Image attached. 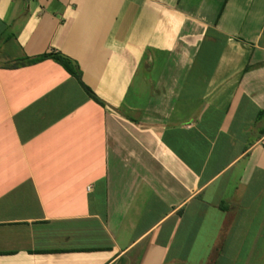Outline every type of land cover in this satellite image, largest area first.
<instances>
[{"label": "crops", "instance_id": "obj_1", "mask_svg": "<svg viewBox=\"0 0 264 264\" xmlns=\"http://www.w3.org/2000/svg\"><path fill=\"white\" fill-rule=\"evenodd\" d=\"M0 264H264V0H0Z\"/></svg>", "mask_w": 264, "mask_h": 264}, {"label": "trees", "instance_id": "obj_2", "mask_svg": "<svg viewBox=\"0 0 264 264\" xmlns=\"http://www.w3.org/2000/svg\"><path fill=\"white\" fill-rule=\"evenodd\" d=\"M43 60H52L59 64L70 76H72L76 81L81 85L83 88L84 92L87 94V96L96 102L99 105H102V102L83 84L82 82V77H81V72L78 68V66L74 65L72 60L69 58H66L65 56L61 54H50V55H45L40 58H36L33 60L34 62H39Z\"/></svg>", "mask_w": 264, "mask_h": 264}]
</instances>
